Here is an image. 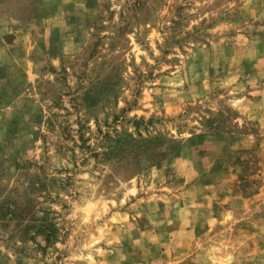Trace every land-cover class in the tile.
<instances>
[{"label": "rangeland", "instance_id": "obj_1", "mask_svg": "<svg viewBox=\"0 0 264 264\" xmlns=\"http://www.w3.org/2000/svg\"><path fill=\"white\" fill-rule=\"evenodd\" d=\"M0 264H264V0H0Z\"/></svg>", "mask_w": 264, "mask_h": 264}]
</instances>
